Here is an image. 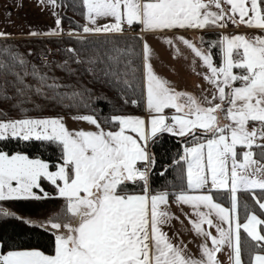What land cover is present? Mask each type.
Wrapping results in <instances>:
<instances>
[{
	"label": "snow or ice",
	"instance_id": "6c2138e0",
	"mask_svg": "<svg viewBox=\"0 0 264 264\" xmlns=\"http://www.w3.org/2000/svg\"><path fill=\"white\" fill-rule=\"evenodd\" d=\"M82 6L87 21L82 27L85 34L125 37L135 26H139L140 33L151 34L209 26L225 28L229 23L264 31V0H82ZM210 6L218 11H211ZM53 15L57 16L54 29L29 34L62 35L61 19L55 12ZM99 19L110 22L98 24ZM8 36L0 32V38ZM200 40L204 42L203 37ZM176 41L209 69L210 75L203 78L215 88L211 99L204 96L201 102L191 94L177 92L159 77L151 63L153 50L143 35L126 38L123 43L105 41L112 47L85 61L87 71L118 87L124 104L139 106L142 102L148 119L124 114L101 118L95 109L94 114L72 117L94 126L95 131L70 130L60 116L29 117L22 104L30 102L28 93L32 89L14 71L17 63L26 68V61L8 49L2 50L10 62L0 59V100L11 99L7 95L9 75L15 77L11 86L16 95L24 99L13 105L22 113L19 119H3L7 112L0 108V142H47L55 145L59 156L56 163L50 164L22 151L0 150V201L50 198L42 186L47 181L63 198L65 207L62 218L51 217L33 225L55 230L54 255L39 250L8 251L0 253V264H221L217 253L225 246L231 249L230 264H242L241 229L255 242L249 264H264V229L260 228L264 220L252 212L246 222L241 224L237 219L233 224L237 192L264 190V143H258L264 142V36H222L210 42L207 51L183 36L164 37L162 43L179 55ZM211 48H219L222 53L220 66L214 65ZM234 69L241 71L236 73ZM23 75L38 80L35 94L42 95L46 87L52 90L51 99L57 103L84 96L83 92L59 93L56 90L61 85L49 83L35 66ZM237 82L239 85L234 86ZM216 100L219 103H213ZM226 100L229 106L225 109ZM166 109H174L177 114L169 117ZM219 112L229 123H220ZM161 133L191 136L195 141L193 146L185 147L180 158L186 164V188L179 193L153 191L150 186L157 163L150 143ZM254 147L261 151L254 152ZM136 186L139 192L131 190ZM219 190L230 193V209L215 201L212 193ZM170 195L175 196L177 206H190L197 217L189 220L195 234L205 240L198 259L189 256L186 246L173 243L163 231V226L178 219L170 211ZM253 199L264 210V200L255 194ZM0 216L33 224L6 209H0ZM204 225L215 228L218 235H212ZM209 239L211 247L206 243Z\"/></svg>",
	"mask_w": 264,
	"mask_h": 264
},
{
	"label": "trees",
	"instance_id": "16d2710c",
	"mask_svg": "<svg viewBox=\"0 0 264 264\" xmlns=\"http://www.w3.org/2000/svg\"><path fill=\"white\" fill-rule=\"evenodd\" d=\"M59 6V18L61 19L62 35L53 37L34 38H0V59L10 62L9 57L2 53L3 49H8L10 53L23 57L26 61V68L18 65L14 71L19 72L26 84L31 86L32 91L28 93L30 102L22 104L27 110L29 117H58L94 114L93 109L99 117H108L113 114L134 115L141 114L143 103L133 106L131 103L124 104L120 99L119 89L106 82V78L99 75L93 76L87 71L89 65L85 63L89 58L94 57L97 52L101 55L112 47L109 40H118L123 43L126 38L139 36V26L133 28V33L126 32L125 37H112L108 35H81L84 25V12L82 0H56ZM71 28L79 36L64 35V31ZM203 44L209 50V43L219 40L218 33L202 34ZM74 49L69 52L68 49ZM214 64L220 62L219 48L210 49ZM29 53H31L29 55ZM46 55L47 61H41L38 56ZM77 60L80 63H77ZM35 66L41 75L49 78V83L53 81L59 83L61 87L57 89L59 93L83 92V98L65 99L62 103H57L51 99L52 90L46 87L42 89L43 94H35V88L39 82L32 75L24 76V72L31 73ZM102 67V65H98ZM7 95L9 100H0V108L7 112L3 119L22 117L19 109L13 105L20 103L24 98L16 95L12 83L15 77L9 75ZM3 80L0 79V83ZM87 89V91H85ZM135 98V97H129ZM88 107H84V104ZM195 141L191 136H173L169 133H161L150 143L151 152L156 158V165L150 177V186L153 191H169L177 193L186 188L185 183V163L181 156L185 147L193 146ZM0 150L15 152L22 151L30 157L41 158L50 164L58 160L59 150L55 145L47 142L30 141L19 142L16 140L0 142ZM259 153L261 149L253 148ZM167 169L164 175L160 172ZM43 188L50 194V198L40 201L20 200V201H0V207L15 213L17 216L27 220H34L32 225L23 223L13 217L0 216V253L10 250L37 249L46 254H52L54 250V235L50 230L33 226L37 221H47L51 217H56L65 206L63 198L56 194L53 185L44 181ZM134 191L141 189L136 186ZM253 194L257 198L264 200V190L252 189L250 191L239 190L237 192V219L242 224L246 217L254 212L264 220V211L259 209L253 199ZM215 201L226 208H230L231 197L227 190L213 191ZM264 229V225L260 226ZM264 234V232H262ZM242 241V264H249L250 253L253 251L255 242L247 236L241 229ZM259 252V249H256Z\"/></svg>",
	"mask_w": 264,
	"mask_h": 264
},
{
	"label": "crops",
	"instance_id": "0c3cea01",
	"mask_svg": "<svg viewBox=\"0 0 264 264\" xmlns=\"http://www.w3.org/2000/svg\"><path fill=\"white\" fill-rule=\"evenodd\" d=\"M207 2V0H205ZM225 8L228 5H224ZM210 10L218 11L214 6H210ZM55 12L59 17V6L57 3L53 4L52 0H0V32L8 33L7 38H34L29 33L32 31L38 33L48 32L56 27L55 21L57 16L53 15ZM10 13V15H9ZM109 20H100L98 24L109 23ZM87 23L84 20V25ZM83 25V26H84ZM91 27V25H89ZM139 35H143L144 40L148 42L153 50V57L151 63L153 65L155 73L167 80L172 88L177 92H184L191 94L201 102L204 96H208L210 93V86L204 80L205 71L210 75L209 69L202 64V61L194 56V54L186 46L179 41H176V48L179 49V55H176L175 49L169 47L167 44L162 43L164 37L173 38L177 36H183L192 41L198 48H202L207 51V48L201 43L200 38L205 33H218L219 39L226 34L230 36L244 35L248 38L255 36H264V31L256 28H248L244 25H229L225 28L209 26L203 30L200 29H174L171 31H165L163 33H140V29L137 32ZM81 35H103V34H85ZM35 37H53V36H35ZM175 56V58H173ZM214 63V62H213ZM222 64V53L220 52V62ZM236 69H234L235 72ZM236 86V85H234ZM227 91V89H226ZM219 103V101H217ZM227 100L224 102L223 107L226 109ZM174 109H166L165 115H174ZM142 115L146 120L148 119V113L146 112L144 105L141 114H134V116ZM221 118L220 123H223V112L217 113ZM170 117V116H169ZM191 147V146H189ZM185 149V148H184ZM184 154V150L182 155ZM179 193V192H177ZM189 194L195 195L196 192H190ZM170 211L178 219H173L170 224L163 226V231L172 238L173 243L183 244L186 246L187 254L193 258L201 257L200 245L205 243V240L201 236H197L192 230L190 220H196L197 217L193 215V209L188 205L177 206L175 203V196L169 197ZM224 207V206H223ZM226 208V207H225ZM231 208V205H230ZM229 208V209H230ZM207 211V209H201ZM264 211V210H263ZM188 217V218H186ZM212 219L216 220L213 216ZM219 222V221H216ZM244 223V222H243ZM234 224V221H233ZM227 228V225H222ZM205 230L210 231L212 235H218L215 228H208L207 225L203 226ZM55 230H52L54 233ZM54 235V234H53ZM206 243L211 247V240H207ZM55 245V236H54ZM22 250H37V249H22ZM17 251V250H10ZM40 251V250H39ZM231 249L225 246L221 252L217 253V259L221 264H230L228 253ZM8 252V251H7ZM6 253V252H5ZM44 253V252H43ZM46 254V253H44ZM54 255V250L52 254Z\"/></svg>",
	"mask_w": 264,
	"mask_h": 264
},
{
	"label": "rangeland",
	"instance_id": "374dc122",
	"mask_svg": "<svg viewBox=\"0 0 264 264\" xmlns=\"http://www.w3.org/2000/svg\"><path fill=\"white\" fill-rule=\"evenodd\" d=\"M100 20H103V19H99L98 21H97V23H100ZM225 36H230V34H226ZM241 71V69H236L235 70V72L236 73H239ZM206 73V75L208 74V72L207 71H205ZM209 84V83H208ZM239 85V82H237V85L236 86H238ZM209 86H210V93H208V98L209 99H211V97H212V93L215 91V88H214V86L213 85H210L209 84ZM217 101L218 100H216V101H213V103H217ZM229 105H228V102H227V104H226V108L228 107ZM137 116H139V117H142V115H137ZM170 117L172 116V115H169ZM60 117H63L64 118V123L66 124V126L68 127V129H70V130H73V131H78V130H84V131H95V128H94V126H91V125H89V124H87L86 122H78V121H75V120H73L72 119V117L73 116H60ZM19 118H21V117H15V118H13V119H19ZM34 118H46V117H34ZM142 118H144V117H142ZM223 119V118H222ZM225 123H229V121H227V120H224L223 119V123H221V124H225ZM253 126V124H252V122H250L249 123V130H251V127ZM258 143H264V142H261V141H258ZM238 151H242V149H239L238 148ZM31 158H36V157H31ZM39 159H41V158H39ZM43 160V159H42ZM185 172H186V164H185ZM56 194L58 195V192L56 191ZM65 207V206H64ZM64 207L62 208V211L60 212V214L58 215V216H56V217H63V210H64ZM0 209H5V208H3V207H0ZM7 210V209H6ZM236 220H237V210H236V213L234 214V224H235V222H236ZM30 221H32V222H36V221H34V220H30ZM38 222V224H40V223H42V221H37ZM43 222H47V221H43ZM244 222H246V220L244 221ZM243 230V229H242ZM51 232H52V230H50Z\"/></svg>",
	"mask_w": 264,
	"mask_h": 264
},
{
	"label": "built area",
	"instance_id": "2783aa9c",
	"mask_svg": "<svg viewBox=\"0 0 264 264\" xmlns=\"http://www.w3.org/2000/svg\"><path fill=\"white\" fill-rule=\"evenodd\" d=\"M68 33H73V35L71 36H77L76 32H74L71 28H68L64 31V35H68ZM129 33H133V29L129 31ZM70 36V35H69ZM38 58L41 60V61H47L48 60V57L46 55H39Z\"/></svg>",
	"mask_w": 264,
	"mask_h": 264
}]
</instances>
